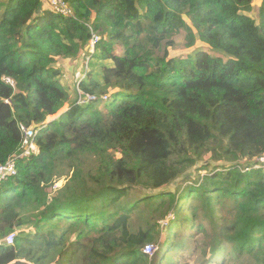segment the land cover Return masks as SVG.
Instances as JSON below:
<instances>
[{
    "label": "trees",
    "instance_id": "1",
    "mask_svg": "<svg viewBox=\"0 0 264 264\" xmlns=\"http://www.w3.org/2000/svg\"><path fill=\"white\" fill-rule=\"evenodd\" d=\"M253 1L68 0L75 18L44 0L0 2V165L22 127H43L38 154L0 184V264H149L162 233L158 219L131 231L142 203L190 214L171 224L160 264L176 223L202 237L204 258L228 252L212 263L264 264V168L252 169L264 156V0L258 22ZM89 25L105 66L78 83L97 100L78 105L56 64L84 54ZM182 38L194 51L171 58ZM194 168L209 171L189 185ZM137 188L151 193L124 206Z\"/></svg>",
    "mask_w": 264,
    "mask_h": 264
},
{
    "label": "rangeland",
    "instance_id": "2",
    "mask_svg": "<svg viewBox=\"0 0 264 264\" xmlns=\"http://www.w3.org/2000/svg\"><path fill=\"white\" fill-rule=\"evenodd\" d=\"M6 0H0V2H4ZM45 3V8H48L47 2L44 0ZM263 5L262 0H254L253 1V11L249 14H247L249 17L252 19L256 20L257 22L259 21V16H260V11H261V6ZM0 17H1V11H0ZM208 49L205 45H202L201 43L197 44V47L195 49ZM88 50V49H87ZM87 50L84 52L83 55L79 57L78 60L76 61H68L65 59H59L57 61L56 67L60 69L61 71V77L60 80L62 84L69 90L71 93V98L72 101H74L77 97L78 94V83L81 81L83 76L85 75V72L87 74H93L96 79L102 80V67L105 66L104 60L100 58V53L96 51L95 55H90L88 56ZM170 51V56L171 58H186L191 54L194 49L188 50L185 47V43L183 38L177 41V44L174 48L169 49ZM89 57V58H88ZM89 59V60H88ZM112 91L111 93H113ZM110 93V92H109ZM110 99L108 101H105L103 103H111L115 95L109 96ZM77 100V99H76ZM68 105L65 106V108L62 110V112L58 115L60 116L63 111L67 110ZM54 119H50L52 121ZM199 168V167H198ZM211 170V169H210ZM209 170H203V171H196L194 168L190 175L192 176L189 182V185H196L200 177H204ZM186 181L181 179L177 181L175 184L172 186H169L167 189L172 190L174 193H179L182 189L185 188L186 186ZM65 184V178L60 180L59 182L56 183L55 188H61ZM151 193V191L143 190L140 188L133 189L131 191V194L128 199H124L122 201L124 206H131L135 204L137 201L140 202V199L145 195V194ZM138 202V203H139ZM129 208V207H128ZM180 212V211H179ZM176 210L174 211H169L168 206H164L160 208V212H158V207L157 204L154 203L152 204V207H148L142 203L139 205L138 209L135 210L131 216V222H130V229L132 232L136 233L141 229H144L148 226L149 222H153L152 224L155 226L154 219H158L156 221V224L158 226L157 229L162 233L160 236V244L154 245V252L148 253L149 250H146L147 256H148V261L149 264L151 260H156V264L159 263V257L163 255L164 249H163V244L166 242L167 239V234H168V229L170 228L171 224L174 222L181 223L182 218H189L190 214L185 213L183 211L182 213H179ZM154 220V221H153ZM176 223L173 226V230L170 235V241L174 242V249H173V254L170 255V264H207V261L209 264H217L215 263L216 261H222V259L227 255L228 252H224L221 257H218L215 259H212L213 256H209L208 259L201 254V252L197 249V245L200 244L199 241L202 240V237L198 235L195 231L187 232L186 235L181 232V225ZM166 235V237H165ZM145 252V251H144ZM212 261H215L212 263ZM249 260H245L241 264H249ZM152 264V263H151ZM161 264H167L166 262L161 263Z\"/></svg>",
    "mask_w": 264,
    "mask_h": 264
},
{
    "label": "built area",
    "instance_id": "3",
    "mask_svg": "<svg viewBox=\"0 0 264 264\" xmlns=\"http://www.w3.org/2000/svg\"><path fill=\"white\" fill-rule=\"evenodd\" d=\"M48 4V10L54 12L57 15H60L64 18H75L76 14L73 9V7L70 5L68 0H45ZM91 33H92V39L90 41V44L88 46V56L95 55L96 53V45L100 41L99 33L95 32L93 27L91 25L88 26ZM89 58V57H88ZM89 60V59H88ZM87 78V72H85V75L81 79V81H84ZM80 81V82H81ZM10 82V81H9ZM110 98L108 96L103 97V100L107 101ZM97 100L96 96L92 95H83L82 92L79 89V96L77 99L78 105H87L91 102H94ZM22 143L20 146L19 151L11 156L4 164L0 165V184L10 180L11 178L17 176L18 174V161L24 160L32 157L33 155L38 154L39 147L36 143V137L38 136V133L43 129V127L37 128V127H31V128H24L22 127ZM264 168V156L258 159V161L254 164L252 169H262ZM250 168H246L244 170V173L250 171ZM16 234H11L5 239V243L8 245H12L15 241ZM2 243L0 242V245ZM154 245H148L145 247L144 251L145 254L146 250H149L148 253L154 252Z\"/></svg>",
    "mask_w": 264,
    "mask_h": 264
},
{
    "label": "crops",
    "instance_id": "4",
    "mask_svg": "<svg viewBox=\"0 0 264 264\" xmlns=\"http://www.w3.org/2000/svg\"><path fill=\"white\" fill-rule=\"evenodd\" d=\"M58 117H59V116H57V117H54V118H52V119L56 120ZM52 121H53V120H52Z\"/></svg>",
    "mask_w": 264,
    "mask_h": 264
}]
</instances>
